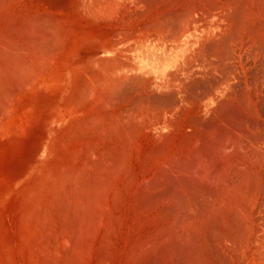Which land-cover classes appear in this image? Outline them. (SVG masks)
<instances>
[{"label": "bare ground", "instance_id": "bare-ground-1", "mask_svg": "<svg viewBox=\"0 0 264 264\" xmlns=\"http://www.w3.org/2000/svg\"><path fill=\"white\" fill-rule=\"evenodd\" d=\"M75 1L77 17L87 23L81 34L66 20L60 22L38 13L31 0H0V143L7 137L11 141L20 129L29 126L39 93L55 97L50 105L52 118L62 125L51 140V149L22 173L8 169L0 149V264H15L16 252L28 264H90L107 237L112 240L110 264H208L214 257L210 253L208 260L209 223L221 229L229 227L226 237L228 233L231 238L247 235L249 209L259 197L255 189L263 177L264 148L260 143L261 160L255 151L251 153L254 157L250 155L253 160H245L240 145L248 137L242 132L246 137L242 143L233 136L234 140L220 142L216 154L210 152L211 157L205 128L201 147L196 149L194 130L198 126L194 125L205 115L209 101L223 98L222 102L237 91L235 84L249 73H245V59L260 69L264 67V0L170 1L173 4L167 11L172 10L171 17L180 15L175 26L169 19L162 26L158 16L156 21L148 19L151 23L136 28L129 27L133 21H128V8L134 9V14L139 0ZM158 8L155 11L159 15ZM165 13L163 16L170 14ZM137 15L134 18L142 17V22L147 13ZM232 20L238 21L236 31L232 30ZM105 22L113 29L94 32L95 26ZM231 27L236 36L225 49H229L226 59L221 60L217 52L222 45L212 48L213 60L203 58L204 46L209 45L204 43L214 44L217 35ZM200 78L206 80L205 93L197 102L186 101L179 88ZM131 83L139 86L144 96L150 93L157 94L156 98H173V105L159 111L145 106L138 113L137 109L134 121H130L133 128H129L134 131L128 132H138L130 141L128 137V150L122 154L124 124H116L111 116L117 93L123 87L129 89ZM261 83L256 97L264 92V81ZM249 94L248 105L256 108L255 97ZM259 116L258 112L255 118ZM128 126L132 127L130 123ZM138 137L144 140L137 143ZM226 148H233L227 156ZM125 176L128 184L124 180L127 185L123 186L119 183ZM212 179L214 188L208 190ZM113 219L124 225L123 230L116 225L119 231L112 239Z\"/></svg>", "mask_w": 264, "mask_h": 264}, {"label": "rangeland", "instance_id": "rangeland-1", "mask_svg": "<svg viewBox=\"0 0 264 264\" xmlns=\"http://www.w3.org/2000/svg\"><path fill=\"white\" fill-rule=\"evenodd\" d=\"M41 1V2H40ZM170 1H172L173 3L174 2H176L177 0H167V6H166V0H147L146 1V3L144 2V0H142V1H140L139 0V2L138 3H136L137 5L135 6L136 8H135V12H134V14H132L133 13V11H134V9H129L128 8V14H129V16L130 17H132L131 16V14L133 15V17L132 18H130L129 16H128V21H133L132 22V26L131 25H129V27H131V28H134V26H135V28L136 27H139V26H143L145 23H151V21H149L150 19L152 20V21H156L157 20V18H158V16H159V18H158V21L160 22V24L162 25V26H165L164 24L166 23V22H169V24H171L172 26H175V23L177 22V19L178 18H180V15H179V17H178V15H177V17L175 16L176 15V13H174L175 15H173L174 17H176L175 18V20H174V17H171V11L172 10H170V11H167V10H169V8H171V6H169V5H171V4H173L172 2H170ZM152 2V3H151ZM154 2V3H153ZM31 4H33L34 6H36V7H38L39 8V12L38 13H42V15L44 16L45 14H47L49 17H51L53 20L54 19H56L57 21H62V20H66L67 22H70V23H72L74 26H75V29H76V31H78L79 32V34H81V32L80 31H82V32H84L85 30H86V22L83 20V18L82 17H77V13H76V10H75V4H76V1L75 0H31V2H30ZM37 3H39V4H37ZM41 3V4H40ZM157 3V4H156ZM158 3H161V4H158ZM149 4V5H148ZM150 4H151V6H150ZM41 5V6H40ZM161 5V6H160ZM155 6V7H154ZM156 6H159V8L158 7H156ZM163 6V7H162ZM164 6H165V8H164ZM163 9H162V8ZM241 7V5L239 6V8ZM150 8V9H149ZM155 8L157 9H159V10H161V13L158 15L157 13L158 12H156L155 11ZM241 9V8H240ZM138 10H139V12H138ZM162 10H165L166 11V13L165 14H167V12H169L170 14L169 15H165V16H168V17H170V18H167V17H165V16H163V14H164V12H162ZM130 12V13H129ZM142 12H146L147 13V16H146V18H143V20H145V21H147V22H143V20H142V22H141V18L140 17H136V18H134V15H135V13L137 14L138 13V15L140 16V15H142ZM163 13V14H162ZM161 14H162V17H161ZM137 15V16H138ZM156 15H157V17H156ZM152 17H153V19H152ZM163 17H165V19H166V21H163L164 20V18ZM75 18V19H74ZM154 18H155V20H154ZM161 18H163V19H161ZM137 19V20H136ZM138 19H140V21H138ZM149 19V20H148ZM161 19V20H160ZM168 19H169V21H168ZM233 19H235V18H233ZM175 22H174V21ZM241 20V19H240ZM136 22H139L137 25H135L136 24ZM165 22V23H164ZM173 22V23H172ZM232 22L233 23H231V26L233 27V29H232V27L231 28H229V30L230 29H232L233 31H236V23H238V21L236 22V20H232ZM106 23V25H104L103 23L102 24H100V25H98V26H95V28H93V30H94V32H98L97 31V29H99V30H102V31H108V30H111V28L113 29V27L111 26V24L110 23H108V22H105ZM142 25H141V24ZM134 25V26H133ZM171 25H169V26H171ZM92 28V27H91ZM235 29V30H234ZM227 31V30H225V32L227 31V32H231V34H229V33H222V34H220L221 35V38H219V36L220 35H217V40H219V39H221V41L220 42H217V40H216V42L213 40V42H215L214 44H210L211 42L209 41V43L208 42H206V43H204V44H209V45H205L204 47H205V49H204V51H202L203 52V54H202V57L203 58H206V59H211L212 58V53H211V51H212V48L213 47H218L219 45H222L223 47L225 46V48H223V47H221V46H219V47H221L220 48V53H219V50L217 51L218 52V55L220 56H217V57H219L221 60H223L222 58H224V59H226V56H228L227 54V51L229 50H225V49H227V48H229V46L232 44V42H234V37L236 36V34L234 35V33L235 32H233V31ZM168 30H167V34H168ZM229 34V35H228ZM232 34L234 35V36H232ZM223 35V36H222ZM228 36V38H226L227 36ZM229 40L228 41V43L225 45V42H226V40ZM232 39H234V40H232ZM232 41V42H231ZM228 45V46H227ZM211 46V47H210ZM203 47V48H204ZM218 47V48H219ZM227 47V48H226ZM252 48H254L253 46H251ZM256 47V46H255ZM202 48V49H203ZM223 48V49H222ZM255 49V48H254ZM224 50V51H223ZM83 51V53H86L87 51H84V50H82ZM215 52V51H214ZM221 52H223V53H221ZM224 52H226V53H224ZM211 54V55H209V54ZM222 54V55H221ZM208 57H207V56ZM225 55V56H224ZM201 57V58H202ZM222 57V58H221ZM251 57V56H250ZM219 58H216V59H219ZM246 58V57H245ZM250 59H252V57L250 58ZM212 60H213V58H212ZM228 60V59H227ZM244 60V59H243ZM244 62H246L247 63V65H246V63H243V65L245 66V67H247L246 68V70H245V73H248V76L247 77H242V79L243 78H245V79H243V80H240V84L242 85L243 84V86H241L238 82L235 84V87H234V90H237V91H235L234 92V94H232L231 95V97L229 96V98H230V100H228L229 98L228 97H226V98H224V100L221 102V100L223 99H220V100H218V101H209V103H208V105H207V111H206V113H205V115L204 116H202L201 117V119L199 120L201 123L199 124V121H198V119H197V121H196V124L194 125V127H196V126H198V127H196V129L194 130L195 131V135H196V138H195V140H196V149L199 151V146L201 147V144H200V140L205 136H207V140H208V142H210L209 144H208V147L210 146H212L210 149H209V153L211 152L212 154H213V156L216 154L215 153V151H217L216 150V148L218 147V145L220 144V142H223V143H225L224 141H226V142H228V141H231L232 139L234 140L235 138H237V136H238V138H239V143L241 142H243L244 140H245V138L246 137H248V138H246V140L243 142L244 143V145L242 144V145H240V153H241V156L244 158H247V157H249L248 159H250V155H252L251 156V158L252 157H254V154H251V153H255V155H257V153L259 152H261L260 151V149H259V144L261 143L262 144V146H263V148H264V142H263V140H264V99H262L263 100V102L262 103H259V101H262L261 100V97L263 98L264 97V92H261V94H258V97H256L255 95V91H256V89H260V87L259 86H261V82L262 81H264V67L262 68V69H260L258 66H255L256 64H253L252 63V61L251 60H246L245 59V61ZM248 65H251V67L253 68H250V70L248 69L250 66H248ZM260 69V70H259ZM256 70H258V71H256ZM258 74V75H257ZM254 75V76H253ZM260 76H262V77H260ZM247 78V79H246ZM256 78H258V80H259V82H258V80L256 79ZM249 79V80H248ZM260 79H262V80H260ZM197 81H195L194 83H196V84H194V83H188V86H185L184 84L182 85V87H184L183 88V90H182V87H180L179 88V92H181V94H183L184 96H185V98H186V101L188 100V102L190 101V102H192L193 100L192 99H195L194 101H196L197 99H199V97L203 94V93H205V89H206V86L205 85H207L206 84V80L203 78V79H196ZM201 80V81H200ZM256 82H258V83H256ZM203 81V82H202ZM243 81H247V83L246 82H243ZM261 81V82H260ZM199 82H201V84L199 83ZM243 82V83H242ZM197 83H199V85L200 86H198V84ZM203 83H204V86H203ZM255 83V84H254ZM238 84L240 85L239 86V88H238ZM247 84H250V85H247ZM256 84H257V87H256ZM260 84V85H259ZM130 85V86H129ZM135 86V85H133L132 83L131 84H128V87H129V89H130V87L132 88V89H128V88H125V87H123L122 89H121V91L119 92V93H117V94H119V97H118V95H117V98L114 100V101H118L117 103H115L114 101H113V104L115 105V113L113 114L112 113V116H111V120L113 121V122H115L116 124H124L123 126L122 125H120V126H122V134L120 135V140L122 141V145L125 147L124 148V150H123V153L122 154H124V153H126L127 151L126 150H128V148L126 147L128 144V142L131 140V136H134L135 134H137V132H135L134 134H131L130 135V133L128 132V131H130V132H133L134 131V129H129V128H133V124L131 125V123H133V122H130V121H134V115L136 114L135 113V111L137 112V109H138V113H139V111H140V109L141 110H143L144 108H145V106L148 108V110H150V109H153V110H157V111H159V109H161V110H165L166 108H169L171 105H173V98H171V97H169V98H167L168 96H159L158 98H156L155 96H157V94H150V93H148V94H146L145 96L144 95H142L143 93H141L140 92V87L139 86H135L134 88L132 87V86ZM194 85H197V86H195L194 87ZM252 85V86H251ZM192 86V87H191ZM237 86V87H236ZM248 86V87H247ZM139 87V88H138ZM244 87V88H243ZM186 88V89H185ZM236 88H238V89H236ZM247 88V89H246ZM253 90H252V89ZM188 89V90H187ZM249 89H251L250 90V92H252V93H250L249 92ZM187 90V92H189V93H186L185 91ZM199 90V91H198ZM203 90V91H202ZM246 92H245V91ZM201 91H202V93H201ZM240 91V92H239ZM244 92V93H243ZM194 93V94H193ZM196 93V94H195ZM201 93V94H200ZM235 93L237 94V95H235ZM240 93V94H239ZM250 93V94H249ZM138 94V95H137ZM141 94V95H140ZM243 94L245 95L244 96V98H242L243 97ZM246 94H249L250 96L252 95V97L254 96L255 97V101H256V108H255V106L253 107L254 108V110H253V108H251V107H249V105L248 104H251L250 102H249V96H247ZM134 95V96H133ZM151 95V96H150ZM153 95V96H152ZM233 95H235V96H233ZM148 96V97H147ZM203 96V95H202ZM162 97V98H161ZM234 99H233V98ZM247 97V98H246ZM253 97V98H254ZM228 98V99H227ZM149 99V100H148ZM190 99V100H189ZM200 99H201V97H200ZM232 99V100H231ZM236 99V100H235ZM237 99H238V102H236L237 101ZM246 99H248L247 100V104H246ZM29 100H31V99H29ZM235 100V101H234ZM242 100H243V102H242ZM257 100H258V102H257ZM54 101H55V97H53L52 95H48V94H45V93H39L38 94V96H36V98H35V100H34V103H33V108H32V110L34 111V113H33V115L34 116H32V119L30 120V122L28 123V127L27 128H25V129H20L19 130V132H18V134H16L15 135V137L10 141V138L9 137H7L3 142H1L0 143V149L3 151V155H5L4 157H3V162L4 163H6V166H8V169L11 171V172H13V173H22L25 169H27V167L29 166V164H31L32 163V161H36V160H38L39 158H41V157H43V155H44V153H45V151L46 150H48L49 151V148L51 149V147H50V143H51V140L53 139V137L55 136V133L57 132L58 133V131H60V129H61V127H62V125H58V123H57V121L55 120V119H53L52 118V114H54L53 113V111L51 110V108H50V105L52 104V103H54ZM158 101V102H157ZM171 101V102H170ZM186 101H184L185 103H186ZM219 101H220V104H219ZM232 102V103H228V102ZM197 102V101H196ZM240 102H242L241 104H238V103H240ZM249 102V103H248ZM172 103V104H171ZM226 103V104H225ZM235 103H237V104H235ZM244 103V104H243ZM257 103H259V104H257ZM145 104V105H144ZM175 104H178L179 105V103H175ZM219 104V105H218ZM232 104V105H231ZM243 104V105H242ZM261 104V105H260ZM169 105V106H168ZM239 105V107H237ZM243 107H242V106ZM244 105H246V106H248V107H246V106H244ZM259 107V110H258V107ZM196 107V104H195V106H194V108ZM240 107L242 108V109H240ZM246 107V108H245ZM124 108V109H123ZM164 108V109H163ZM196 109V108H195ZM240 109V110H239ZM247 109V113H248V111H249V114H245L244 112H245V110ZM251 111H250V110ZM113 110V109H112ZM243 110V111H242ZM257 110V111H256ZM52 111V112H51ZM126 111V112H125ZM242 111V112H241ZM141 112V111H140ZM254 113V115L253 114H251V113ZM258 112H259V117L260 118H255L256 116H258ZM137 113V114H138ZM209 114V115H208ZM248 115H251V116H248ZM252 118V119H251ZM253 118H254V120H253ZM125 119H127V120H125ZM255 119H258V121H259V123H257L258 121H256ZM119 120V121H118ZM125 120V121H124ZM202 120H204V121H202ZM261 120V121H260ZM250 121V122H249ZM253 121H255V122H253ZM247 122H249V123H247ZM251 122H253V123H251ZM260 122H261V124H260ZM129 123H130V126H132V127H129L128 125H129ZM247 124L249 125L248 127H247ZM252 124H254V125H252ZM257 124V126H255ZM127 128H126V127ZM203 126V127H202ZM241 126V127H240ZM243 126H244V128H243ZM262 126V127H261ZM210 127H212L211 129H210ZM218 127H219V129H218ZM222 127V128H221ZM225 127V128H224ZM231 127V128H230ZM240 127V128H239ZM245 127H246V131L247 130H249V131H245ZM197 128H198V130H197ZM206 129V132H205V129ZM209 128V129H208ZM216 128H217V130H216ZM226 128H227V130H226ZM236 128V129H235ZM257 128V129H256ZM259 128V129H258ZM127 129H129V130H127ZM199 129H200V131H199ZM201 129H203V131L201 130ZM225 129V130H224ZM244 129V130H243ZM253 129V130H252ZM255 129V130H254ZM133 130V131H132ZM221 131V133H220V131ZM222 130H224V131H222ZM234 130H235V132H234ZM237 130V131H236ZM258 130V131H257ZM199 131V134L200 135H202V134H204V132H205V135L203 136L202 135V137H200V135L197 133ZM214 131V132H213ZM215 131H218L217 133H215ZM225 131H227L225 134L224 133H222V132H225ZM231 131V132H230ZM240 131V132H239ZM251 131H253V132H251ZM256 131V132H255ZM262 131V132H261ZM201 132H202V134H201ZM229 132H230V134H229ZM238 132V133H237ZM244 133V135L246 136H244V137H242V134ZM255 132V133H254ZM262 134H261V133ZM198 135H197V134ZM214 133V134H213ZM219 133H220V135H219ZM234 133V134H233ZM249 133H251V135L249 134ZM254 133V134H253ZM257 133V134H256ZM208 134V135H207ZM210 134V135H209ZM221 134H222V136H221ZM226 134H228V135H226ZM247 134V135H246ZM248 134H249V136H248ZM128 135H130V136H128ZM225 135V136H224ZM232 135V136H231ZM257 135H259V137L257 136ZM182 135H181V133H180V137H181ZM199 138H198V137ZM235 138H234V137ZM261 136V137H260ZM122 137V138H121ZM128 137H129V141H128ZM142 137V136H141ZM141 137H138L137 139H136V141L137 140H144V139H141ZM183 137V136H182ZM181 137V138H182ZM209 137H210V140H209ZM253 137V138H252ZM255 137V138H254ZM142 138H145L144 136L142 137ZM211 138H213V143H212V141H211ZM242 138V139H241ZM258 138V139H257ZM259 138H261V139H259ZM126 139V140H125ZM228 139V140H227ZM258 141H260V142H258ZM125 140V141H124ZM216 140V141H215ZM243 140V141H242ZM248 140V141H247ZM253 140V141H252ZM254 140H256V141H254ZM261 140H262V142H261ZM127 142V143H126ZM217 144H216V143ZM248 142V143H247ZM125 143V144H124ZM137 143H139V141H137ZM141 143V142H140ZM253 144V146H251L250 147V144ZM256 144V146H255V144ZM258 143V144H257ZM199 144V145H198ZM212 144V145H211ZM214 144V145H213ZM247 144H249V145H247ZM251 144V145H252ZM144 144H142L141 145V152L143 153V149H142V146H143ZM246 145L248 146V148L246 147ZM52 146V145H51ZM198 147V148H197ZM242 147H244L243 149H242ZM245 147L247 148V150L245 149ZM127 148V149H126ZM249 148H251L252 150V152L251 151H249L250 149ZM214 149V150H213ZM242 149V150H241ZM249 149V150H248ZM255 149V150H254ZM246 150V151H245ZM258 150V151H257ZM198 151L196 152V153H198ZM232 151H233V148H226V150H225V154H226V156L227 155H229V154H231L232 153ZM248 151V152H247ZM255 151V152H254ZM244 152V153H243ZM210 153V156L212 155ZM242 153H243V155H242ZM246 153V154H245ZM247 153H249V156H246V155H248ZM144 154H145V152H144ZM144 154H143V156H144ZM261 154V153H260ZM245 155V156H244ZM213 156H211V157H213ZM261 157H258L259 159L260 158H262L263 157V155L261 154L260 155ZM215 158V157H214ZM244 158V159H245ZM256 158H257V156H256ZM247 159V161H250V160H253V159H250V160H248ZM259 159H256V160H259ZM212 160H213V158H211V162H212ZM246 160V159H245ZM261 160V159H260ZM264 168V167H263ZM246 169H247V167L246 166H244V168H243V174H245V173H247L246 172ZM120 173H121V171H120ZM263 177L261 178V183L259 184L260 186H257V188H258V191H257V188L255 189V191H256V193H255V195H256V197L259 195V197L257 198V200H255L256 202H254L251 206H250V209H249V216H251V217H249L248 218V221H247V223L249 224V229H248V227L246 228V230H247V235L246 234H242V236L239 234V235H235V236H233L232 238L229 236V233L227 234V237H226V232H228V229H229V227L227 228V229H221L219 226H218V228H217V226H216V224H214V223H209L208 224V229H207V232H206V239H207V250H208V255L211 253L212 254V256H211V254L208 256V258L211 256V257H213V258H211V260H210V258L208 259V260H210V261H208V264H215L214 263V261H212V260H215L216 261V264H220V262L221 261H223V262H221V264H231V261H232V264L233 263H235V264H251V263H249V261H248V258H250V262L252 261V264H264L263 262H264V250L262 251V249L261 248H263L264 249V242L262 241V240H264V220H263V218H264V189L262 188L264 185V169H263ZM120 176V175H119ZM125 178H128V177H124L122 180H123V182H121L122 180H120V183L119 184H122L123 186H125V185H127L128 184V180L127 179H125ZM127 182V184H125L126 182ZM212 181H213V179L211 180V185H209V187H208V190H210V189H213L214 187L212 186ZM261 188V190H263V191H261V190H259L260 188ZM261 191V192H260ZM156 193V192H155ZM255 197V198H256ZM261 198V199H260ZM252 209V210H251ZM262 210V211H261ZM115 212H116V209H115ZM259 212V213H258ZM252 215H251V214ZM253 213H254V215H253ZM261 213H263V214H261ZM258 215H260V216H258ZM263 216V217H262ZM262 217V218H261ZM113 218H115V217H113ZM250 219H252V222H253V225L252 224H250V222H251V220ZM250 221V222H249ZM113 224H111V238L113 239V235H114V232L116 233H118V231L119 230H117L118 229V227H120V229L121 230H123V225L124 224H116V222H115V219H113V222H112ZM255 223V224H254ZM213 224H214V226H213ZM257 224V225H256ZM116 225H118V227L116 226ZM212 226V227H210V226ZM246 226H248V225H246ZM257 228H256V227ZM113 227V228H112ZM213 227H215V228H213ZM211 228H213L212 229V231H211ZM253 229V231H251ZM256 229V230H255ZM120 230V231H121ZM181 230H182V228H181ZM180 230V231H181ZM208 230H210V232L208 231ZM250 230V231H249ZM263 230V231H262ZM214 231V232H213ZM220 231V232H219ZM223 231V232H222ZM257 231V232H256ZM254 232V233H253ZM181 233V232H180ZM216 234V236H218V237H216L215 236V234ZM220 234V235H219ZM253 236H251V235ZM260 234V236H258ZM261 234H263V235H261ZM224 236V237H223ZM250 236V237H249ZM216 237V239H214ZM219 237H220V239H222V240H220L219 239ZM225 237H226V239H225ZM244 238H245V240H244ZM219 239V240H218ZM229 239V240H228ZM241 241H240V240ZM111 239H108V237L105 239V241L103 242V243H101V245H100V248H99V251H98V253H95L94 255H93V259H92V261L90 262V264H97V263H99V264H110L111 263V258H110V253H111V250H110V246H111V241H110ZM129 240V239H128ZM240 243V244H243V243H245L244 245H240L239 243H238V245L236 246V244H237V241ZM248 240V241H247ZM130 241V240H129ZM128 241V243H131V241L129 242ZM251 241V242H250ZM258 241V242H257ZM226 242V243H225ZM233 242V243H232ZM233 245L234 243V246L235 247H233V246H231V244ZM246 243H247V245H246ZM229 244H230V247H229ZM221 245H223L222 247H220ZM228 245V246H227ZM259 245H261V246H259ZM227 246V247H226ZM238 246H243V248L242 247H238ZM247 246H248V248H247ZM257 246V247H256ZM238 247V248H237ZM260 247V248H259ZM231 248V249H230ZM261 249V251L259 250L258 251V249ZM209 249H211V251H209ZM222 249V250H221ZM236 249V250H235ZM241 249H242V252H241ZM219 252H218V251ZM250 251V252H249ZM213 253H215V255L213 254ZM230 254V255H229ZM257 255V256H256ZM248 256H250V257H248ZM256 256V257H255ZM216 257V258H215ZM220 257H221V259H220ZM218 258V259H217ZM234 258H236V259H234ZM244 258V259H243ZM234 259V260H233ZM241 259V260H240ZM14 260H15V264H28V262L24 259V261L21 259V257L20 256H18V253L16 252L15 253V255H14ZM94 260V261H93ZM217 260H218V262H217ZM225 261V262H224ZM233 261H235V262H233ZM242 262H244V263H242Z\"/></svg>", "mask_w": 264, "mask_h": 264}]
</instances>
